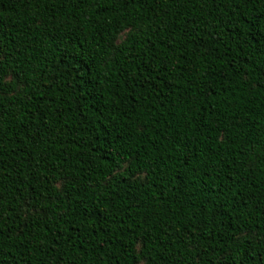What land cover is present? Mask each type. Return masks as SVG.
I'll return each instance as SVG.
<instances>
[{"label": "trees", "instance_id": "obj_1", "mask_svg": "<svg viewBox=\"0 0 264 264\" xmlns=\"http://www.w3.org/2000/svg\"><path fill=\"white\" fill-rule=\"evenodd\" d=\"M0 264H264V0H0Z\"/></svg>", "mask_w": 264, "mask_h": 264}]
</instances>
